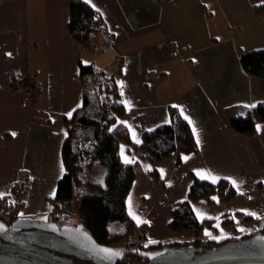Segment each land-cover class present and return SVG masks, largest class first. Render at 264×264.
<instances>
[{
  "label": "crops",
  "instance_id": "0c3cea01",
  "mask_svg": "<svg viewBox=\"0 0 264 264\" xmlns=\"http://www.w3.org/2000/svg\"><path fill=\"white\" fill-rule=\"evenodd\" d=\"M82 1L113 41L89 63L106 71L116 59L122 63L123 123L132 144L120 143L119 156L136 169L125 200L133 227L147 230L149 244L180 241L182 236L169 231L167 223L197 177L225 179L237 192L227 202L216 196L213 204L191 201L197 220L209 221L203 240L215 243L260 230L264 122L248 137L235 132L228 119L251 108L245 105L264 103V79L248 75L240 64L243 53L264 49V15L256 12L264 0ZM70 2L0 1V196L8 195L14 183L27 182L20 218L46 219L51 212L57 182L65 173V120L82 104L78 60L85 62L87 53L70 36ZM9 71L23 81L37 77L35 104L29 94L20 98L4 85ZM170 108L188 117L198 147L183 154L179 164L174 154L156 162L139 146L145 131L170 122ZM106 173L93 161L89 183L104 186ZM108 228L121 235L125 226Z\"/></svg>",
  "mask_w": 264,
  "mask_h": 264
},
{
  "label": "trees",
  "instance_id": "16d2710c",
  "mask_svg": "<svg viewBox=\"0 0 264 264\" xmlns=\"http://www.w3.org/2000/svg\"><path fill=\"white\" fill-rule=\"evenodd\" d=\"M256 12L264 15V5L257 7ZM68 30L71 38L79 44L82 53H92L91 44L99 42L100 20L84 1L71 0ZM240 64L248 75L264 79V49L243 53L240 56ZM121 65L120 61L112 70L106 71L97 68L93 63L78 60L82 104L65 120L67 136L62 143L65 173L57 182L52 197V210L46 219L62 227L69 225L70 216H76L80 227L97 243L121 249L122 260L116 264H128L125 260L128 251L116 244L120 235L110 232L108 228L113 223L124 224L123 233L134 228L126 212L125 200L136 177V169L132 164L123 163L119 156L120 143L132 144L123 123L126 109L118 82V77L122 73ZM23 84L30 87L29 95L35 104L38 89L30 78L24 80ZM169 115V123L160 124L142 134L139 146L156 162L174 154L176 164H179L183 154L194 153L198 147L189 124L178 111L170 108ZM260 122H264L263 102L257 103L255 107L246 108L243 114L233 115L228 119L229 126L235 132L248 137L256 133V125ZM84 157V162L81 163ZM93 161L107 169L104 186L89 183ZM81 171L87 174L84 193L77 192ZM152 174L155 179L158 178L156 170H153ZM27 187L26 181L16 182L8 195L0 196L1 222L11 223L18 218V213L24 205ZM213 196L221 202H227L237 196V192L225 179L209 182L193 177L187 198L171 210V218L167 223L169 231L192 239L149 244L146 252L189 246L200 248L203 227L209 221L197 220L191 208V201L206 199L208 203L213 204ZM5 216L9 217V221H5ZM258 234L264 235V225L260 230L247 236L209 242L208 246L202 248L219 247ZM136 258L139 263L146 262L144 255H138Z\"/></svg>",
  "mask_w": 264,
  "mask_h": 264
},
{
  "label": "water",
  "instance_id": "95a60500",
  "mask_svg": "<svg viewBox=\"0 0 264 264\" xmlns=\"http://www.w3.org/2000/svg\"><path fill=\"white\" fill-rule=\"evenodd\" d=\"M264 235L219 247L193 246L145 252L143 264H264ZM102 249H108L110 255ZM122 251L97 243L80 226L47 219L0 221V264H116Z\"/></svg>",
  "mask_w": 264,
  "mask_h": 264
},
{
  "label": "built area",
  "instance_id": "2783aa9c",
  "mask_svg": "<svg viewBox=\"0 0 264 264\" xmlns=\"http://www.w3.org/2000/svg\"><path fill=\"white\" fill-rule=\"evenodd\" d=\"M101 29L103 30V40L102 43L93 42L91 44V48L93 51L97 52L98 50L102 51L112 46V36L110 32L106 29L105 26L100 25ZM30 80L34 83L35 88L39 89L40 84L37 80V77L30 76ZM3 82L6 87H8L10 90H12L18 97L23 98L26 94H29V86H25L23 84V80L17 78L13 72H6L3 75ZM88 142H86V145ZM85 157L81 161V163L84 162ZM86 177L87 174L83 171L80 172V183L77 187L78 193H84L86 191ZM5 221H9V217L5 216ZM184 239H192V237L185 238L181 237L180 240ZM207 241L201 239V247L208 246ZM149 245V238L147 230L144 227H134L132 230L129 231V233L126 234L123 243L121 245L122 248H124L126 251H128V255L126 256V261L128 264H137L139 261L137 260L138 255H144L146 252V248ZM132 254L137 255L136 257H133ZM145 256V255H144Z\"/></svg>",
  "mask_w": 264,
  "mask_h": 264
},
{
  "label": "rangeland",
  "instance_id": "374dc122",
  "mask_svg": "<svg viewBox=\"0 0 264 264\" xmlns=\"http://www.w3.org/2000/svg\"><path fill=\"white\" fill-rule=\"evenodd\" d=\"M101 28V27H100ZM103 31V30H102ZM102 40H103V37L101 36L100 38H99V42L98 43H102ZM112 43H113V41H112ZM102 51H104V50H102ZM101 53V51L100 50H98L97 52H95V51H93L92 50V53H90V52H88L86 55H85V57H84V61L86 62V63H89V62H91V61H95V58L99 55ZM120 62V60H118V59H116L115 61H114V63H112V67L113 66H115L117 63H119ZM108 71H110V69L108 70ZM68 223H69V225H71V226H75V227H79L80 225H79V222H78V219H77V217L76 216H70L69 218H68ZM112 228L114 227L113 225L111 226ZM112 228H110L111 230H113ZM130 231V230H129ZM129 231L128 232H126V233H122L120 236H119V245H122V243H123V240H124V238H125V236H126V234L127 233H129ZM187 238H189V236L187 237ZM209 244V243H208ZM137 264H143L142 262H138Z\"/></svg>",
  "mask_w": 264,
  "mask_h": 264
},
{
  "label": "snow or ice",
  "instance_id": "6c2138e0",
  "mask_svg": "<svg viewBox=\"0 0 264 264\" xmlns=\"http://www.w3.org/2000/svg\"><path fill=\"white\" fill-rule=\"evenodd\" d=\"M245 107H255V105H245ZM185 119L187 120L188 117L185 116ZM189 123H191L190 120H189ZM257 130H258V131L260 130V126H259V125H257ZM193 131H194V133H195V129H193ZM13 135H15V133H13ZM125 162L127 163V162H129V161L125 160ZM198 175H200L201 178H206L205 175L202 174V173H198ZM213 182H215V178H213ZM232 183H233V185L235 186V183H236V182H235V181H232ZM213 199H215V198H213ZM247 214H249V215H254L253 213H247ZM134 219H135V217H134ZM139 222H140V221H138V223H139ZM144 222L147 223V221H144ZM242 231H243V229H242ZM205 234L208 235L207 231H206ZM262 239H264V238H262ZM150 242H151V241H150ZM102 251H104L105 253H109L110 255H119V253H111L110 250H108V249H102Z\"/></svg>",
  "mask_w": 264,
  "mask_h": 264
}]
</instances>
